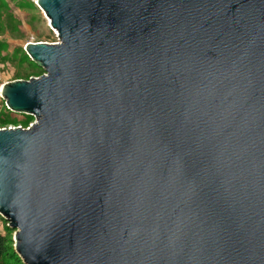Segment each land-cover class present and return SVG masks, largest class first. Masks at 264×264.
<instances>
[{
	"label": "water",
	"instance_id": "1",
	"mask_svg": "<svg viewBox=\"0 0 264 264\" xmlns=\"http://www.w3.org/2000/svg\"><path fill=\"white\" fill-rule=\"evenodd\" d=\"M36 5L58 43L0 92L23 264H264V0Z\"/></svg>",
	"mask_w": 264,
	"mask_h": 264
},
{
	"label": "rangeland",
	"instance_id": "2",
	"mask_svg": "<svg viewBox=\"0 0 264 264\" xmlns=\"http://www.w3.org/2000/svg\"><path fill=\"white\" fill-rule=\"evenodd\" d=\"M29 43H58L56 31L37 7L36 0H0V89L8 83L29 81L44 75V71L34 66L24 51ZM34 123L35 118L7 111L0 95V130L27 129ZM5 224L0 217V234L6 236L8 246L17 254L14 247L15 231H6ZM17 256L19 263L23 264Z\"/></svg>",
	"mask_w": 264,
	"mask_h": 264
},
{
	"label": "trees",
	"instance_id": "3",
	"mask_svg": "<svg viewBox=\"0 0 264 264\" xmlns=\"http://www.w3.org/2000/svg\"><path fill=\"white\" fill-rule=\"evenodd\" d=\"M32 64H34V63L32 62ZM34 66H37V65L34 64ZM7 111H9V110H7ZM27 117L31 118L29 116H27ZM6 224H5V229H6V231H9V228L7 227ZM18 263H19V258L17 256V254H15L12 251V248H10V246H8V240H7L6 236H3L0 234V264H18Z\"/></svg>",
	"mask_w": 264,
	"mask_h": 264
},
{
	"label": "built area",
	"instance_id": "4",
	"mask_svg": "<svg viewBox=\"0 0 264 264\" xmlns=\"http://www.w3.org/2000/svg\"><path fill=\"white\" fill-rule=\"evenodd\" d=\"M9 129H14V128H9ZM27 129H29V128H27Z\"/></svg>",
	"mask_w": 264,
	"mask_h": 264
},
{
	"label": "bare ground",
	"instance_id": "5",
	"mask_svg": "<svg viewBox=\"0 0 264 264\" xmlns=\"http://www.w3.org/2000/svg\"><path fill=\"white\" fill-rule=\"evenodd\" d=\"M0 92H1V89H0Z\"/></svg>",
	"mask_w": 264,
	"mask_h": 264
}]
</instances>
